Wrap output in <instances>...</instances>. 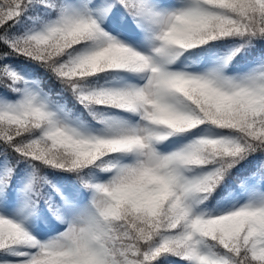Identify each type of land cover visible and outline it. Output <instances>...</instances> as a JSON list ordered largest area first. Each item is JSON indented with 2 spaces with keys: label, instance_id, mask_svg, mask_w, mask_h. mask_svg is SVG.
Listing matches in <instances>:
<instances>
[{
  "label": "snow or ice",
  "instance_id": "snow-or-ice-1",
  "mask_svg": "<svg viewBox=\"0 0 264 264\" xmlns=\"http://www.w3.org/2000/svg\"><path fill=\"white\" fill-rule=\"evenodd\" d=\"M0 264H264V0H0Z\"/></svg>",
  "mask_w": 264,
  "mask_h": 264
}]
</instances>
